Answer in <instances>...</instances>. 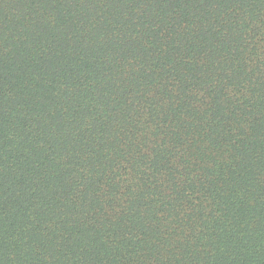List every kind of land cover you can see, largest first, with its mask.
<instances>
[{
  "label": "trees",
  "instance_id": "trees-1",
  "mask_svg": "<svg viewBox=\"0 0 264 264\" xmlns=\"http://www.w3.org/2000/svg\"><path fill=\"white\" fill-rule=\"evenodd\" d=\"M0 264H264V0H0Z\"/></svg>",
  "mask_w": 264,
  "mask_h": 264
}]
</instances>
